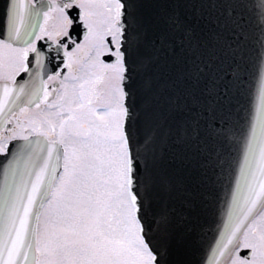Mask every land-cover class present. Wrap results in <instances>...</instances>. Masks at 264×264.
Segmentation results:
<instances>
[{"label": "snow or ice", "instance_id": "6c2138e0", "mask_svg": "<svg viewBox=\"0 0 264 264\" xmlns=\"http://www.w3.org/2000/svg\"><path fill=\"white\" fill-rule=\"evenodd\" d=\"M0 264H264V0H0Z\"/></svg>", "mask_w": 264, "mask_h": 264}]
</instances>
